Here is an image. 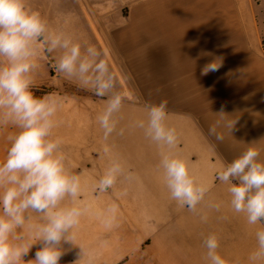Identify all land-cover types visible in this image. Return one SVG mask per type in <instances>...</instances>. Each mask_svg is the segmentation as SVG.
Listing matches in <instances>:
<instances>
[{
	"label": "crops",
	"instance_id": "1",
	"mask_svg": "<svg viewBox=\"0 0 264 264\" xmlns=\"http://www.w3.org/2000/svg\"><path fill=\"white\" fill-rule=\"evenodd\" d=\"M26 6L39 11L50 30L94 45L124 97L117 128L105 139L97 117L107 98L58 72V79H49L44 52L38 51L33 89L43 86L51 91L42 89L40 97L61 98L53 134L63 139L67 166L81 176L80 200L89 208L75 229L85 253L82 264L89 257L91 264H208L202 242L210 234L218 237L217 253L228 264H250L255 233L264 224L249 225L245 214L233 211L230 185L220 182L217 173L249 147L264 161V49L251 2L29 0ZM59 54L49 56L52 62ZM214 62L219 68L202 75ZM161 101L167 102L166 125L178 134L172 149L136 126L139 121L146 125L148 108ZM221 109L226 115L216 114ZM234 120L231 133L225 124ZM217 123L222 142L209 134ZM14 131L0 129V161ZM169 151L208 188L196 212L171 198L160 164ZM124 154L135 160L124 163ZM113 160L124 172L111 189L100 192L96 185ZM113 204L118 207L115 226L106 228L102 221ZM210 204H219V211ZM40 246L34 244L22 264L34 260ZM79 246L62 243L59 264L79 259Z\"/></svg>",
	"mask_w": 264,
	"mask_h": 264
},
{
	"label": "clouds",
	"instance_id": "2",
	"mask_svg": "<svg viewBox=\"0 0 264 264\" xmlns=\"http://www.w3.org/2000/svg\"><path fill=\"white\" fill-rule=\"evenodd\" d=\"M38 51L49 56L59 52L54 63L56 72L77 81L97 97L107 98L106 108L97 117L105 139L117 128L116 114L124 100L115 90L117 82L109 64L94 45L74 42L72 36L50 30L40 12L28 8L25 0H0V129H15L7 137L9 147L0 161V264H22V258L37 242L41 246L28 264H59L65 254L62 243L79 246L75 229L89 211L80 200L81 176L70 171L62 150L63 139L53 134L58 127L61 98L37 97L33 92ZM219 66L208 64L202 75ZM166 108V101L151 105L147 124L139 121L136 126L144 129L152 141L172 149L178 143V134L165 123ZM216 114L226 115L223 109ZM235 123L228 121L225 127L232 133ZM218 126L210 127L209 134L222 142ZM259 156L256 148L249 147L217 173L220 182L230 185L231 208L245 214L249 225L264 224V161ZM160 164L171 198L196 212L208 188L197 183L187 162L171 151L162 154ZM123 172L121 163L113 160L98 181L97 190L111 189ZM209 207L219 211L220 205ZM117 213L115 204L108 207L102 221L106 228L115 226ZM255 236L257 246L248 259L250 264H264V228ZM202 243L208 264H228L217 253L220 245L215 234ZM79 248V259L73 264L84 261V249ZM87 264H91V257Z\"/></svg>",
	"mask_w": 264,
	"mask_h": 264
},
{
	"label": "rangeland",
	"instance_id": "3",
	"mask_svg": "<svg viewBox=\"0 0 264 264\" xmlns=\"http://www.w3.org/2000/svg\"><path fill=\"white\" fill-rule=\"evenodd\" d=\"M249 1L251 2L252 11H253L254 18L256 21L257 31H258V34L261 38L262 45L264 48V0H249ZM28 2H29V0L26 1V4ZM92 43H93V38H92ZM42 59H43V63L46 64V70H47L48 78L50 79V78L55 77L56 79H58L57 73L56 74L52 73L51 67L48 66V64H47L45 58H43V56H42ZM53 64H54V62H53ZM42 89L43 90L48 89L49 91H51V89L44 88L43 86H37V88H34L33 91L36 93V95L41 96V95L45 94V92ZM119 158H120V156H119ZM134 160H135V155H129V157H128V154L127 155L124 154V155H122L121 161H123L124 163H127V162H132Z\"/></svg>",
	"mask_w": 264,
	"mask_h": 264
},
{
	"label": "water",
	"instance_id": "4",
	"mask_svg": "<svg viewBox=\"0 0 264 264\" xmlns=\"http://www.w3.org/2000/svg\"><path fill=\"white\" fill-rule=\"evenodd\" d=\"M44 57H45V60L47 61L48 65L51 67L52 73L56 74L57 72H56V70L54 68V64H53L52 60L50 59L49 55L44 53Z\"/></svg>",
	"mask_w": 264,
	"mask_h": 264
},
{
	"label": "trees",
	"instance_id": "5",
	"mask_svg": "<svg viewBox=\"0 0 264 264\" xmlns=\"http://www.w3.org/2000/svg\"><path fill=\"white\" fill-rule=\"evenodd\" d=\"M264 49V48H263ZM34 92V91H33ZM34 94L36 95V93L34 92ZM37 97H40V96H38V95H36Z\"/></svg>",
	"mask_w": 264,
	"mask_h": 264
}]
</instances>
